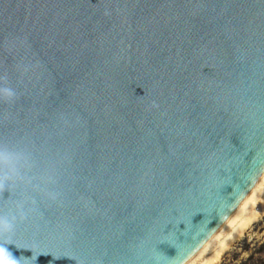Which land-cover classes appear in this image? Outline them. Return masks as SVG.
<instances>
[{"label":"water","instance_id":"95a60500","mask_svg":"<svg viewBox=\"0 0 264 264\" xmlns=\"http://www.w3.org/2000/svg\"><path fill=\"white\" fill-rule=\"evenodd\" d=\"M4 75L17 264H179L264 167V0H0Z\"/></svg>","mask_w":264,"mask_h":264},{"label":"clouds","instance_id":"9594fccd","mask_svg":"<svg viewBox=\"0 0 264 264\" xmlns=\"http://www.w3.org/2000/svg\"><path fill=\"white\" fill-rule=\"evenodd\" d=\"M7 79L6 75L0 76V83L6 82ZM0 95L12 97L14 92L10 85L5 84V86L0 87ZM247 181L250 184V187H248L246 192L240 189L238 195H233V193L236 192V189L233 188V192L230 195L233 196L234 199L231 202L227 201L223 203L221 209L216 210V215L220 220V225H227L231 231L227 234H221L217 232L220 225L211 229L206 226L204 229L200 230V232L203 233V236L199 238V242L194 244L191 250L187 251L183 255L179 264H194L195 258L199 256L205 248H210L213 244H216L217 249L222 254L223 251L230 247V242H234L238 235L242 236L252 224L260 219L261 214L259 212H255L253 216L245 214L243 222L240 221L239 217L241 215V209L246 205L254 211L256 204L264 202V200L261 199V197L264 196V167L260 168L259 179L256 180L255 183H251L249 176ZM224 209H227V211L225 212ZM221 211H223V219L221 218ZM229 211H232L233 214L229 215ZM21 219H23V216H21ZM14 222L15 217L0 215V241H3L5 236L13 231ZM181 223H183V221H178L177 227H179ZM209 223L210 220L208 221V224ZM187 230L188 226L185 224L182 234L186 235ZM197 239V234H194L193 240L196 241ZM164 241L176 248L175 244L169 239V237H165V239L161 242ZM156 259L158 262L166 261L167 264H174L176 257L169 258L163 253L158 252ZM209 259H211V257H209ZM0 264H17V258L13 256L9 248L6 247L4 243H0Z\"/></svg>","mask_w":264,"mask_h":264},{"label":"rangeland","instance_id":"374dc122","mask_svg":"<svg viewBox=\"0 0 264 264\" xmlns=\"http://www.w3.org/2000/svg\"><path fill=\"white\" fill-rule=\"evenodd\" d=\"M259 213L260 219L239 235L214 264H264V207Z\"/></svg>","mask_w":264,"mask_h":264},{"label":"bare ground","instance_id":"6f19581e","mask_svg":"<svg viewBox=\"0 0 264 264\" xmlns=\"http://www.w3.org/2000/svg\"><path fill=\"white\" fill-rule=\"evenodd\" d=\"M261 199L264 200V196H262ZM263 207H264V202L258 203V205L257 204L255 205V210L253 211L248 205H246L245 207H243L241 209V215L239 217L240 221L241 222L244 221L245 214H247L248 216H253L255 214V212H260ZM230 231H231V229L227 225H224L218 231V233L227 234ZM231 243L232 242H230V244ZM220 255H221V253L217 249L216 244H213L210 248H205L200 253V255L195 258L194 264H214L218 260V258L220 257ZM209 257H211V259H209Z\"/></svg>","mask_w":264,"mask_h":264},{"label":"snow or ice","instance_id":"6c2138e0","mask_svg":"<svg viewBox=\"0 0 264 264\" xmlns=\"http://www.w3.org/2000/svg\"><path fill=\"white\" fill-rule=\"evenodd\" d=\"M260 175V169L254 170L250 175H249V180L251 183H255L256 180L259 179ZM250 187V184L248 183L247 188Z\"/></svg>","mask_w":264,"mask_h":264}]
</instances>
